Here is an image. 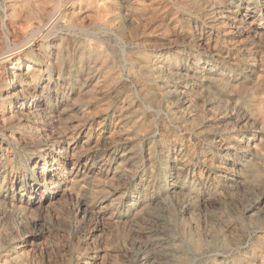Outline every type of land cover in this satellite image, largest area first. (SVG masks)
Wrapping results in <instances>:
<instances>
[{"label": "rangeland", "instance_id": "1", "mask_svg": "<svg viewBox=\"0 0 264 264\" xmlns=\"http://www.w3.org/2000/svg\"><path fill=\"white\" fill-rule=\"evenodd\" d=\"M0 264H264V0H0Z\"/></svg>", "mask_w": 264, "mask_h": 264}, {"label": "bare ground", "instance_id": "2", "mask_svg": "<svg viewBox=\"0 0 264 264\" xmlns=\"http://www.w3.org/2000/svg\"><path fill=\"white\" fill-rule=\"evenodd\" d=\"M59 8V7H58ZM69 16V15H68ZM6 17V16H5ZM52 20H54V19H52ZM50 22H51V20H50ZM52 25V24H51ZM77 25V24H76ZM45 27H47V26H45ZM46 29V28H45ZM69 29V28H68ZM41 28H39L37 31H35V32H39V33H41ZM78 30V29H77ZM32 35H34V34H32ZM36 35V34H35ZM34 35V36H35ZM42 35V34H41ZM37 36H39V34L37 35ZM29 44L28 43H24V45L23 46H21V47H19V48H17V49H20V51H24V50H26L27 48H29ZM9 47V46H8ZM12 51V50H11ZM11 51H9L8 52V55L7 56H10L11 54H9ZM6 56V57H7ZM16 56V55H15ZM3 59V58H2ZM5 63V62H4ZM19 64V63H18ZM23 66V65H22ZM27 66V65H26ZM40 68V67H39ZM28 69V68H27ZM29 70V69H28ZM20 72V71H19ZM21 73V72H20ZM23 74V73H22ZM17 75V74H16ZM2 79V78H1ZM13 79V78H12ZM28 80V79H27ZM11 83H12V81H11ZM24 84V83H23ZM36 90V89H35ZM34 97V96H33ZM31 101V100H30ZM30 110V109H29Z\"/></svg>", "mask_w": 264, "mask_h": 264}]
</instances>
